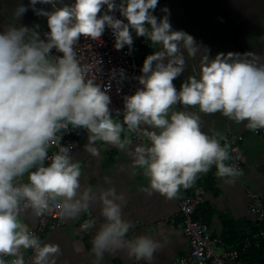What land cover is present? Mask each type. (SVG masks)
<instances>
[{
  "label": "clouds",
  "instance_id": "1",
  "mask_svg": "<svg viewBox=\"0 0 264 264\" xmlns=\"http://www.w3.org/2000/svg\"><path fill=\"white\" fill-rule=\"evenodd\" d=\"M51 5V10L37 4ZM158 0H29L20 3L11 20L0 27V264L3 257H15L11 264H25L21 249H33L30 264H56L60 246L44 243L18 222L29 206L36 215L60 209L75 217L89 209L97 197L89 189L82 192L80 168L67 155L69 147L49 156L48 148L59 144L61 130L82 128L89 134L85 150L98 155L97 141L131 156L134 167L145 169L148 192L173 198L179 187L188 188L200 173L214 165L217 176L238 177L242 172L224 162L229 159L220 139L201 130L200 116L189 111H173L174 105L198 107L204 114L220 113L255 131L264 129V56L255 52L217 53L183 30H173L170 11L153 14ZM104 6L107 11L102 13ZM31 8L47 19L49 31L41 36L39 25L29 27L18 21ZM124 19H119L116 13ZM126 21V22H125ZM106 27L114 37V47L133 46V35L144 37L159 51L148 55L136 79L141 87L123 97L122 121L114 119L109 105V87L102 89L89 78V68L81 65L75 46L81 37L99 41ZM53 49L61 55H53ZM186 53V55H185ZM192 75L181 83L173 81L197 61ZM124 77V71L119 72ZM142 133L149 145L134 147L121 133ZM222 139V138H221ZM45 161H49L45 165ZM35 169L34 171L32 169ZM28 174V183L18 178ZM63 198L61 203L49 204ZM100 224L92 243L97 258L105 253L126 252L128 258L151 264L161 245L146 235L126 239L134 226L122 219L123 195L115 188L101 191ZM96 225L88 220L81 230Z\"/></svg>",
  "mask_w": 264,
  "mask_h": 264
},
{
  "label": "crops",
  "instance_id": "2",
  "mask_svg": "<svg viewBox=\"0 0 264 264\" xmlns=\"http://www.w3.org/2000/svg\"><path fill=\"white\" fill-rule=\"evenodd\" d=\"M69 0H63L68 4ZM28 5L29 0H0V26L7 24L18 4ZM37 8L51 10V5L37 4ZM170 11V23L173 30H183L192 35L198 43L210 49L211 57L217 53L255 52L264 56V0H158L153 12L158 18L164 13L162 8ZM29 27L39 25L42 33L47 30V19L37 16L31 8L18 21ZM3 28L0 27V31ZM159 45L148 41L146 57L159 51ZM186 55V53H185ZM138 63H141L140 58ZM188 67L173 83L179 91L180 85L189 75L197 61H187ZM174 111V108L172 107ZM181 111L194 112L200 116L201 130L209 136L220 139L221 146H226L228 134L241 137L238 149L243 157L238 177L217 178L212 172L217 170L213 165L207 173H200L188 188L180 186L176 195L169 199L153 191L151 195L141 189H150L149 178L144 175L145 169L134 167L131 156L125 152L97 141L94 145L98 155L85 150L89 143V134L79 138L77 146L70 154V160L79 165V181L82 192L85 189L97 197L90 202L89 209L75 217L61 215L58 226L47 233L40 242L55 243L61 252L55 258L56 264H147L128 258L126 252L105 253L97 258L92 252V239L104 218L100 215L101 203L98 196L101 191L115 188L117 195H123L122 219L131 221L126 239L146 235L158 242L161 247L154 253L151 264H178L188 255L187 242L181 232V221L178 212L180 191L185 196H198L201 204L196 208L193 219L205 225L208 235L217 238L225 248L238 247L258 224L247 210V192L264 194V136H255L245 123L236 122L220 113L204 114L198 107L183 106ZM122 121L121 117L113 116ZM131 140V133H121V139ZM146 138V137H145ZM222 138V139H221ZM147 140V138H146ZM148 141V140H147ZM134 147L141 142L132 141ZM227 147V146H226ZM230 157V156H229ZM229 161L226 160V164ZM28 183V174L23 176ZM63 199V198H62ZM61 199V201H62ZM95 221L96 225L88 230L90 235L82 233L80 225L85 221ZM18 222L27 228L33 224V214L29 210L18 216ZM34 256L33 249L24 254L25 264H30ZM183 264H191L190 262ZM236 264H248L246 259H238Z\"/></svg>",
  "mask_w": 264,
  "mask_h": 264
},
{
  "label": "built area",
  "instance_id": "3",
  "mask_svg": "<svg viewBox=\"0 0 264 264\" xmlns=\"http://www.w3.org/2000/svg\"><path fill=\"white\" fill-rule=\"evenodd\" d=\"M74 0H69L68 4L73 3ZM119 3V0H116ZM107 11V6H104L102 13ZM117 18L124 19L120 14L116 13ZM126 22V21H125ZM49 29L43 31L41 36ZM133 35V46L129 50L125 46L121 50H116L114 47V37L110 29L106 27L103 35L99 41H93L90 38L81 37L78 44L75 46L77 58L80 60L81 65H87L89 68L88 76L100 84L102 89L109 87L108 95L111 99L109 105L112 116H117L116 112L119 110L123 112V97L132 95L137 88L141 87L136 79L141 75V68L146 58V48L148 41L144 37H137L135 32ZM53 55H61L53 49ZM140 58L141 63H137L135 58ZM124 71V77H121L120 70ZM174 111H181L183 105L177 104L173 106ZM119 117H122L120 115ZM88 132L82 128H73L68 126L67 130H61L57 135L62 139L59 144H53L48 148L49 156L59 152L61 145L69 147L68 156L72 153L77 146L79 138H83ZM255 136H264V129L253 131ZM131 140L141 142L149 145L150 142L143 137L142 133L132 132ZM241 137L236 134H228L226 137V146L229 152V161L226 163L228 166H233L237 169L240 168L243 157L238 149V142ZM49 161H45L47 165ZM35 170L34 168L32 169ZM213 177H217V170L212 172ZM20 182L27 183L24 177L18 178ZM248 205L247 210L258 224L257 230L251 232L242 243L236 248H225L220 240L210 237L208 235L205 225L193 219L196 208L201 204V198L198 196H185L178 200L177 207L181 221V232L187 242L188 255L178 264L190 262L191 264H236L239 257L246 255L250 249H259L264 245V194H257L247 192ZM62 198H57L56 201H49L50 205L61 203ZM33 214V224L28 227L29 233L35 235L39 241L47 233L54 230L61 219L62 212L60 209H54L53 212H45L42 215H36L31 207L26 208ZM82 225V224H81ZM80 225V228H81ZM86 236L90 235L88 230H82ZM31 249V248H30ZM29 249H21L24 256L25 252ZM7 264L15 257H3Z\"/></svg>",
  "mask_w": 264,
  "mask_h": 264
},
{
  "label": "trees",
  "instance_id": "4",
  "mask_svg": "<svg viewBox=\"0 0 264 264\" xmlns=\"http://www.w3.org/2000/svg\"><path fill=\"white\" fill-rule=\"evenodd\" d=\"M255 230L253 229V231ZM240 258L246 259L248 264H264V245L257 250L250 249L246 255L240 256Z\"/></svg>",
  "mask_w": 264,
  "mask_h": 264
},
{
  "label": "water",
  "instance_id": "5",
  "mask_svg": "<svg viewBox=\"0 0 264 264\" xmlns=\"http://www.w3.org/2000/svg\"><path fill=\"white\" fill-rule=\"evenodd\" d=\"M180 191V194H179V198L178 199H181L183 197H185V194L182 192V190H179Z\"/></svg>",
  "mask_w": 264,
  "mask_h": 264
},
{
  "label": "rangeland",
  "instance_id": "6",
  "mask_svg": "<svg viewBox=\"0 0 264 264\" xmlns=\"http://www.w3.org/2000/svg\"><path fill=\"white\" fill-rule=\"evenodd\" d=\"M135 60H136V62L138 63V58H137V57L135 58Z\"/></svg>",
  "mask_w": 264,
  "mask_h": 264
}]
</instances>
